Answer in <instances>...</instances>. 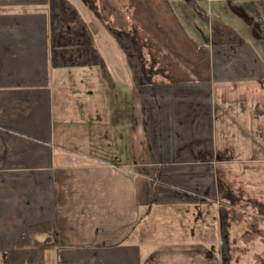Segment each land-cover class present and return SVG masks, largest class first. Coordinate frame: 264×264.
<instances>
[{"label": "crops", "instance_id": "obj_1", "mask_svg": "<svg viewBox=\"0 0 264 264\" xmlns=\"http://www.w3.org/2000/svg\"><path fill=\"white\" fill-rule=\"evenodd\" d=\"M168 1L190 55L173 47V57L152 59L154 84L138 87L81 0H0V264L35 249L45 264H262L264 248L245 246H264L263 213L245 221L224 208L219 182L222 165L245 163L232 158L258 147L244 137L222 156L219 141L243 121L264 143V0H196L209 22L186 0ZM77 17L84 27L72 66L55 24L78 35ZM213 19L242 40L211 45ZM145 49L156 58L152 45ZM70 104L94 154L67 145L77 141ZM232 104L241 105V121Z\"/></svg>", "mask_w": 264, "mask_h": 264}, {"label": "rangeland", "instance_id": "obj_2", "mask_svg": "<svg viewBox=\"0 0 264 264\" xmlns=\"http://www.w3.org/2000/svg\"><path fill=\"white\" fill-rule=\"evenodd\" d=\"M167 2L169 3L168 0H99L104 18L109 24L124 33L134 34L136 45L143 57L146 56L145 59L147 60V64H153L152 59L159 63L160 59L164 56L170 58L173 57L175 53L173 47H175V50H181L182 48L181 51L184 52V56L190 55L189 50L192 49V47L186 43L188 38L185 40L182 34L179 35L180 32L178 31V28L182 29V26L179 24L178 20L173 17L175 15L172 12L171 7L167 5ZM150 9H152V11ZM152 14H155L156 18H154ZM147 45H152L155 48L156 58H152V56L149 55V51L145 49ZM177 53L178 52H176V54ZM171 64L176 63L172 62ZM87 86L92 87L90 84L86 83L84 88ZM100 93H102L101 90L98 86H95L94 99L97 103L100 98ZM82 94H84V92H82ZM60 103L61 97L57 94L56 108L59 119H61L59 115ZM231 106V108H228L234 111L236 121H241L240 117L237 116L241 112V105L232 104ZM253 106H255V104L249 103L247 109H253ZM66 116H68V119L74 124L68 126L69 136L74 137L77 140L74 142L73 139H70L67 145L72 149H75V146L80 147L83 153L89 155L94 154L90 149V145L87 144V133L84 134L86 137L82 135V130L80 128L82 125L80 126L79 120L76 119L77 113L73 104H70ZM247 119L250 120L251 118ZM237 123L240 126L239 129L230 125L232 128L231 135L226 136V139L224 138L225 136H223V138L220 137L219 151L221 155L223 156L226 144L236 145L234 141L244 137L245 145L246 143H250V145L256 144L258 149L250 148L248 151L249 154L247 152L243 154L239 152L232 158L234 161L245 160V163H235L230 165V167L222 165L219 168V182L222 193L225 194V196H222L220 199L224 208L231 209L234 207L242 211L238 213L244 217L245 221H250L252 220V212L259 211L262 207L261 205L264 206V143L260 140L259 134L256 132L254 133V130L250 129L246 123L243 121L242 123ZM100 126L102 127L103 135L107 137L108 144H110L111 134L108 133L107 129V127H110L109 113L104 112L102 114ZM262 126H264V118L262 120ZM262 137L264 140V127L262 130ZM260 147H262V149H260ZM102 156H104V154H102ZM251 159L256 160V162H252ZM235 168L240 171L238 175L234 171ZM259 219L264 220L263 217ZM239 245L240 244L237 242L236 246L242 247ZM245 247L264 248L258 240L252 245H247ZM234 264L258 263L255 261H246L241 263L234 262Z\"/></svg>", "mask_w": 264, "mask_h": 264}, {"label": "trees", "instance_id": "obj_3", "mask_svg": "<svg viewBox=\"0 0 264 264\" xmlns=\"http://www.w3.org/2000/svg\"><path fill=\"white\" fill-rule=\"evenodd\" d=\"M86 7L102 22L105 26L108 33L116 40L121 50L124 52L128 64V68L131 72V78L135 86L145 87L154 84V78L157 75V71L147 66V60L143 57L140 52L138 46L136 45L134 34L133 33H124L113 27L109 22L104 18L102 10L100 8L99 0H81ZM188 5L194 8L198 15L204 22H209L208 15L198 7L196 0H186ZM167 5L169 6L168 2ZM152 11V9H150ZM77 24L72 25L71 27L76 30L78 35H74L68 32L66 29L61 28L60 23L57 21L55 24V31H62L64 36L67 39V45L62 50V54L64 55L66 60L70 59L72 56L73 64L72 66H76L79 53L77 52V44L80 42L81 37L80 33L84 26H80L81 20L77 17ZM240 37L237 33L229 26L221 23L217 19H213L211 22V34L209 37V41L213 46L225 45L229 43H233L236 41H241ZM99 65L102 71V76L105 79L108 86L113 87V79L112 76L107 69L104 61L99 58ZM224 88V87H223ZM260 212L264 214V208H260ZM29 239L27 236H24V239ZM27 242V241H26ZM30 247H33L32 245ZM7 264H45L43 260V255L40 250L35 249L32 251H18L15 256L11 255L7 260ZM264 264V260L262 261Z\"/></svg>", "mask_w": 264, "mask_h": 264}]
</instances>
